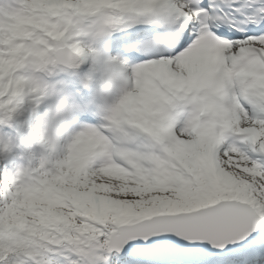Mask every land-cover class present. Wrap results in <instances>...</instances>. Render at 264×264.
I'll list each match as a JSON object with an SVG mask.
<instances>
[{"label": "snow or ice", "instance_id": "1", "mask_svg": "<svg viewBox=\"0 0 264 264\" xmlns=\"http://www.w3.org/2000/svg\"><path fill=\"white\" fill-rule=\"evenodd\" d=\"M0 264H264V0H0Z\"/></svg>", "mask_w": 264, "mask_h": 264}]
</instances>
